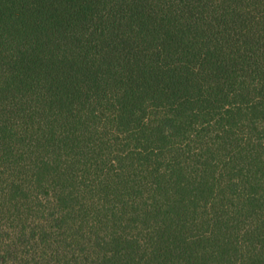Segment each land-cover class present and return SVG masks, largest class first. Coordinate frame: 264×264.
Returning <instances> with one entry per match:
<instances>
[{
    "label": "trees",
    "instance_id": "1",
    "mask_svg": "<svg viewBox=\"0 0 264 264\" xmlns=\"http://www.w3.org/2000/svg\"><path fill=\"white\" fill-rule=\"evenodd\" d=\"M0 264H264V0H0Z\"/></svg>",
    "mask_w": 264,
    "mask_h": 264
}]
</instances>
